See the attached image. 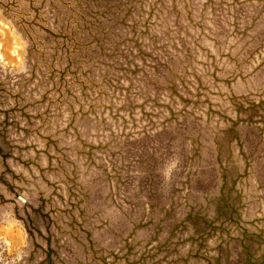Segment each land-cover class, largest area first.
Listing matches in <instances>:
<instances>
[{
  "label": "rangeland",
  "instance_id": "rangeland-1",
  "mask_svg": "<svg viewBox=\"0 0 264 264\" xmlns=\"http://www.w3.org/2000/svg\"><path fill=\"white\" fill-rule=\"evenodd\" d=\"M0 264H264V0H0Z\"/></svg>",
  "mask_w": 264,
  "mask_h": 264
}]
</instances>
